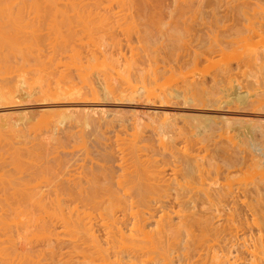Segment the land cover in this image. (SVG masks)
Wrapping results in <instances>:
<instances>
[{
	"label": "rangeland",
	"instance_id": "obj_1",
	"mask_svg": "<svg viewBox=\"0 0 264 264\" xmlns=\"http://www.w3.org/2000/svg\"><path fill=\"white\" fill-rule=\"evenodd\" d=\"M143 1L146 4L145 7L147 8V9L144 8L145 17L140 18L143 20L137 19L138 17H136V13H134L135 11L133 12V9L128 7V5L127 6L124 5V6H126L125 10L122 9L121 5H119V4H117L118 5L117 6L116 4L112 3L111 6L107 5L109 7H106V4H104L103 6L101 5V8L105 7L103 9H101V8L99 9L101 11V14L105 13L104 15L107 16L108 18L106 17V20L104 21V23H102V24L99 23L98 25H96V27L100 26L101 28L104 27L105 29L103 28V30H101V28L99 27L98 29H100L102 31V32H100V30H98L97 28H93L94 30H91L92 27L91 28L89 27V29H88L86 26V29H85L86 31L84 30L85 33L89 32V34H90V35L87 34L89 36L85 35L87 38L88 37L91 38L92 34L90 32H92V31L96 32V33L93 32L95 34L94 36H96L100 32L97 35L98 37L96 36L97 37L96 39H95V37H94V39L91 38L93 40V42L91 41L90 38H89L90 40L88 39L89 41L92 42V44H90L89 42L87 43L86 37H85L86 39H84V40H82V39L80 40V38H78V36L81 38L84 37L83 36L84 33L82 34V36H80L81 33L84 32L82 30L83 25L81 24V21H78L77 19L73 18L74 20H76V22L75 21L73 22L72 21L73 19L70 20V18H68L69 20H66L63 22L62 19H60V18H58L52 14L50 15V12L48 13L49 10L46 11L47 14L44 15V17H45V19H44L43 16H39L41 13H39V15H37L38 13L35 12L36 7L31 6V9H30V7L28 6L29 12L31 10L30 13L27 12L28 14H32V12L34 11L32 16L30 15V17H28V15L26 14L27 16L25 15V17H23L21 15V17H20L18 15L20 17V19L21 18L25 19V20H23L25 23L22 20H20V23H18L19 20L17 21L16 20L17 18H15V20L14 19L12 20L17 25V26L14 25L16 28L22 22H23L22 25L25 24V26L30 23L31 29H30V26H28V27L26 26L28 29L25 28L24 26H21V27L19 26V27L21 29H25L24 31L28 30V31H26V33L30 32L31 35L29 33L27 35L28 36L30 35L31 38L28 37L27 35H26L27 37L25 38L24 37L25 35L23 36L24 31H22L23 34L19 33V35H22L20 37H24L25 41L30 39L33 42L32 43L29 40L30 44H32L31 45L32 48L28 44L27 45L31 48V50H33V52H36V49L40 48L41 54L47 56V58L44 56L47 60L46 59L44 60L43 56H42L43 59H41L42 57L39 56L38 53L32 54L33 52L31 53L29 48H27L26 50H23L22 47L23 46L25 47V44L24 45L21 44L23 46H21V48H19L18 52L21 53V51L22 52L24 51L25 54L29 58L31 56L34 57L33 55H35V54H38L39 57L36 55V58L40 59V62L37 60V62L35 63L36 58L34 57L33 58L34 60L29 61V62H31V65H30V63L28 62V60H29L28 57H26V56L22 57V53L21 54L17 53V55L19 54V56L21 55L20 57H22L21 60L18 59V60H20V64L23 63L22 68L19 70L18 68H20L21 66L20 65L18 66L19 62L17 61V59H15L17 57H15L16 51L14 50L15 55H14V57H12V60L10 61V65L14 59V61L17 63V66H18L16 69H18L20 71V73L18 72L19 73L18 74L16 72L15 75H13L14 71H12V73H10L11 72L10 70H12L10 68H9L10 70L8 69L9 71L7 70L8 72L7 71H5L6 73L4 71L3 72L5 73V75L8 73L9 74V75L7 74L8 77L11 76L10 77L11 79H9L10 82H14V85H17V87L13 85L14 89L16 88L15 91L10 90V86L12 85L11 83H10L11 84L10 86L8 85L7 88L5 87L6 82L9 83V81H7L8 79L1 81L4 79L5 75L2 73V71L0 73V78H1L0 82H2V85H3V86L0 85V89H1L0 90V97H1L0 98V134H1V136H0V141H1L0 142V146H1L0 154L2 156V157L0 156V161H1L0 162V174H1L0 175V179H1L0 180V183H1L0 184V187H1L0 188V194L2 193V190L4 188L8 187V184H7L8 181L15 180V179H16V181H21L22 179L23 180L26 179V181H27L28 180L27 178H29V180L31 179L34 181L37 178H40V177L44 178V177L48 176L49 178L46 177V179H45V180L48 179L49 184L47 183V185H48L47 187L45 186L46 182L38 184L39 185L38 188H41V191L43 192V194H42L43 197L45 195H47L44 197V198H47V199H45L46 204L49 202L48 199L50 198V197L48 198V195H51V194L54 195L55 192L57 194L56 196H58V193H59L58 197L59 198L61 197V200H63V198H64L63 195L62 196H60V195L64 194L62 192H65V191L70 192V188L68 186H70L72 189L74 187H76L77 185H80V183L82 185L86 186V180L85 179L87 177V173L89 174V172H90L89 170L90 169L93 170V168H94L93 171L94 172L96 171V173L98 174L97 177L99 176L98 178H100V176H101L100 173L102 172L101 169L103 166H104L103 169H108L109 167H111L112 169L110 168L111 169L110 171H111L112 176H113V178H112L113 184L111 183L112 185L110 187L105 185L106 182L105 183L103 182V184L107 188L109 187V190L110 189L114 190V188H111V187H113V186L115 187L118 185L117 184L118 177L120 178L121 176H124V175H122L123 172L126 173L125 176H128L130 174L129 171L134 170V169H132L135 166L134 163L136 162L137 165H139L141 163L140 165L144 169L146 168L148 170V173L146 174L145 171H147V170L146 169L144 170L143 168H141V169H143L144 172H139V171H143V170H141V169L137 170L138 166L135 168L136 170H134V171H137L138 173H144V176L142 177V179L145 180V178H146V180H145L146 183L144 181V184L142 183V186L144 185L146 187L145 188L143 186L144 190H146L147 192L150 188L148 194L149 193H150V195L152 194V196L151 197L148 196L150 198L147 197L146 200L148 201L149 199H151V200L153 199L152 200L153 202L150 200L152 202L151 203L152 207L150 205H148V206H150L151 209L158 208V210L159 209L163 210L166 212V215L168 213L170 215L171 220H172L171 223L174 224V226L172 227V229H170L169 232L166 230L167 233L166 234L164 233L165 234L164 239L161 238L163 244L161 243V245L159 246L160 248L156 247L157 252L153 253V251L152 252L150 251L151 253L149 254L148 250L150 249V247L145 246V247H147V248H145V250L147 249V251H145V250L144 251L148 252V253H146L145 255L143 254L145 258L143 257V255L141 256V257H143V260L147 258L144 261L150 260V257L152 258V256H153V258H152L153 260H154V258L162 259L164 256H167L164 258H167V259L171 258L170 264H190V263L191 264H204V262H208L206 264H209V260L212 257L215 258L219 254H221V250H222L221 245H224L223 242L224 243L226 242L225 245H227V247H229V248L232 246V245L228 246L227 241H224L225 239H228L229 242L231 244H233V246H232L233 248L232 247L230 248V249H233V250H231V251H233V253L228 250L229 253H231L232 255H235V252L238 250V249L235 250V245L237 247L240 244L241 246L239 245L238 247H241V248H239L241 250L237 251L236 257L241 258L240 256L243 254L242 258H241L242 260L239 259L238 261H237L235 256H232L233 259L231 257L229 258V256H231V255L228 254L229 255V256H227L228 260H230L231 263H233V264H238V262L247 264L250 261L248 259L251 258V256H253V255L248 254L246 252V250L248 249L247 245L248 246H250V244L252 245L255 241H258L259 238L261 239V236L264 235L263 234L264 233V224H261L263 222H260V221L264 220V219L261 220L262 217L264 218V215H263L264 212L259 213V210H264L263 209L264 206H261L262 205L261 202H263V198H264V194H263L264 190L262 191V189H264V187H262V186H264V181H262V180H264V173H263L264 172V53H263L264 52V27H262L261 28L262 30L260 29L259 32H257V33L251 32L256 27L257 22L264 19V17H263L264 16V0H143ZM164 6H165V8H164ZM25 7L26 6H24V8ZM33 7L35 10H33ZM42 7H45V6H42ZM38 8H40V7H38ZM16 9L17 8H14V9H12V11L16 12V11H14ZM49 9H50V7H49ZM52 9H53V7H52ZM17 10H21V9H17ZM121 10H123V11H121ZM126 10L128 12V15L130 14L129 16L126 13ZM147 10H148V12H147ZM158 10H160V11H158ZM182 10H184V11H182ZM194 10H196L197 12L196 11L194 12ZM24 12H25V9H24ZM21 13L23 14L22 11H21ZM35 13L37 16H39V18L40 17H42V18H40V19L38 18L35 21V17H34ZM44 13H42V14H44ZM125 13H126V15H125ZM169 13H171V14H169ZM149 14H151V16L153 18ZM146 15H148V16H146ZM167 15H168V17H167ZM171 16H173V17H171ZM31 17H32V19H31ZM157 17H160V18H157ZM145 18H147V19L151 18V19L147 20ZM172 18H173V20H172ZM176 18H178L180 22L176 21L177 20ZM26 19H27V21H26ZM28 19H30V20H28ZM41 19H43V20L41 21ZM131 19H132V21H130ZM33 21H34V23H33ZM69 21L74 23V24L70 23V25H72V27H73V30H74L73 32H76V30H78L79 27L82 28V29H80V30H82V32L80 30H78L76 32L78 34L75 35V36H77L76 39L77 40L79 39V41H77L78 45H77V42H75L76 40H74V37L71 38V36H69L70 34H72V29H70L68 27L70 29L68 31L70 33L69 34L67 32L66 25H64L65 22L68 23ZM171 21H173V22H171ZM26 22H28V23H26ZM35 22H37V23H35ZM52 22H53V25H52ZM87 22L89 24L91 23L90 21H87ZM11 24H14V23H11ZM11 24L9 26V23H8V26L11 27L12 26ZM94 24H96V23H94ZM5 25L7 26V24H5ZM5 25H3V26H5ZM78 25H82V26L78 27ZM6 26H5V28H6ZM32 27H34L38 32L37 31L34 32L35 29ZM41 27H43V28H41ZM93 27H95V26H93ZM52 28L55 29V31L57 30V34H59L60 36L65 38V40H63L65 42L62 45V51L60 50V52H59V54H61V56L57 54L60 57H62L63 52H66L67 50L70 52L71 49H69V48H71L72 45H74L75 43L76 44L74 46L77 45L75 47V52H76V48L78 49V46H79L78 54L81 57L80 60H82L83 57H84V59L87 60L88 53H90V51L92 49L91 47L98 46L99 49L95 48V51L96 52L99 51V53H102L103 51L106 50L105 52L107 55L104 54L105 52H103L101 54L102 57L98 53H96L94 50H92L91 53L95 52L96 55H95V53L94 54L90 53L91 54L90 56H94V57L98 56L97 58H99V61L102 59V62L101 61L99 62L97 59V62H99L101 66H102L101 63H103L104 58H106L102 68L99 67V65H96V66H98L97 69H95V67H96L95 65H94L95 67L93 65L91 66V60L90 59H92V58H90V56H89L90 61L89 60L87 61L90 63H86V62L84 63V61H83L85 66H86V64H90V66L96 70V71L93 70L94 71L93 72L91 70L92 68H90L91 74H88L89 76L92 75L91 77L94 78V79H92L88 76L93 81V83L95 84V88L98 92L97 93L98 97L96 99L93 100L90 98L91 99V101H90V99L88 98L90 95L85 97V95L89 94L88 93L89 90L87 91L84 88V86L87 85L85 80H87L89 78L86 77L87 73H81L82 71L76 72L77 74L73 73V70L74 71L75 70H77V71L82 70L80 66L76 65V62H75V67H77V66L80 67V68L77 67L78 69H75L72 64L68 63L69 66L72 65V67H73V70L70 67L71 72L68 70V73L70 74L69 78L64 80L63 79L64 76L62 79L58 77L60 74V70H63L62 73L63 72L67 73V71H66L65 67H63V65H65V62H67L68 60L64 58L66 53L63 55L62 59L67 60V61L64 62V60H62L61 61L62 66L60 65V60H61L60 58H59L60 60H56L57 62L54 61L58 64L52 63V61H51L52 59L51 60L49 59L52 55L49 56L47 50L49 49V51H52L51 53L53 54V50H55V49L52 48L53 50H50L51 48H49V47L51 45L52 46L56 45V44H50V45L48 44V42H49L48 39L50 38V37H48V32H49L48 30L50 29L52 31L53 30ZM8 29H10V28H8ZM32 29H33V31H32ZM87 29H88V31H87ZM174 29H175V31H173ZM1 30L6 31L7 29L5 30L4 28L3 29L1 28ZM16 31H14V32H16ZM51 31H50V34H51ZM171 31H173V32H171ZM176 31H177V34H175ZM36 33H38L37 34L38 36L36 35ZM170 33L172 35H170ZM53 35L54 34L52 32L51 36H53ZM32 36L34 37L33 39L36 40L35 43H34V40L32 39ZM42 36H44V38ZM46 37H48V38H46ZM99 37H100V39H99ZM178 37H179V40L177 39ZM66 38H68L67 41H66ZM141 38L142 39L144 38L143 39L144 42H142L143 40ZM39 39H41V40H39ZM71 39H73V42L70 43V41H72ZM52 40H51V43L53 42ZM55 40H56V38H54V41ZM94 40L96 41V44H95ZM100 40H101V43L98 42ZM29 41H27V43ZM42 41H44V42H42ZM84 41H86V42H84ZM0 42H1V40H0ZM20 42H23V41L21 40ZM55 42H57V41H55ZM55 42H53V43H55ZM58 42H59V40H58ZM68 42H69L71 47L68 45V48L66 46V50L63 51L64 46L66 45V43L68 44ZM79 42H81V43L83 42V44L81 45ZM24 43H26V42H24ZM72 43H74V44H72ZM143 43H144V46L142 45ZM34 44H37L36 46H39V47L35 49ZM89 44L91 45V47ZM5 45H6V42L4 41L3 46H5ZM17 45H20V44H17ZM44 45H46V46H44ZM100 45H102L101 49H100ZM57 46L55 48H57L56 50L58 51V48L61 45H57ZM47 47H48V49H47ZM1 48L3 50L8 49V50H6V52H8V53L10 51L9 48H6V46L2 47V44L0 46V49ZM4 48H6V49H4ZM41 48H42V51H41ZM72 48H73L72 50H74V47H72ZM2 49H1V51H2ZM60 49H61V47H60ZM27 50L29 53L26 52ZM56 50H55V52H56ZM80 51L82 53H80ZM46 52H47V55H46ZM85 53L87 56H85ZM28 54L29 55L31 54V55L29 56ZM6 55H7V58L10 56L8 54H5V56ZM57 55L55 56V58L58 57ZM71 55H72V53H71ZM2 56L5 57L4 54ZM79 56H75V57H77L75 59L79 60V58H80ZM55 58L53 57V59H55ZM66 58H68V56ZM95 58H94V61H96ZM108 58L110 59L108 61L111 62V65L107 61ZM7 60H10V59H7ZM72 60H74V59H72ZM45 61L49 65H53V64L55 66L57 65V67H55L56 69L54 68V65H53V67L51 66L49 68L50 71H53V69L57 70L58 76L56 78H55L56 75L54 74V72L52 73L54 75L53 77L51 75V72L48 76H45L46 73L44 74L43 70H45L46 67H44V69L42 68V66L45 65ZM24 62H26V63L28 62L27 67H26V65H24ZM33 62H34V66H35L34 68L35 69L32 66ZM43 62H44V64H43ZM63 62H64V64H63ZM77 63H79V65L83 66L80 63V61ZM93 63L94 62H92V64ZM107 63H109V64H107ZM41 64H43V65L41 66ZM13 65H16V64L13 63ZM107 65L108 66L110 65V67H108ZM39 66H41V68H40V69H42L41 71L37 70V67H39ZM85 66H83V67H85ZM4 67L6 70V66H4ZM29 67H30V69H28L29 71L28 70L25 71V69L29 68ZM59 67L60 68L62 67V69H60ZM87 67H89V66L87 65ZM11 68H13V66ZM33 69L35 71H33ZM84 70H86V69H84ZM84 70H83V72H84ZM87 70H89V69L87 68ZM15 71H17V70H15ZM38 71L40 72V74ZM46 71H48V68L45 70V72ZM222 71H224V72H222ZM25 72H28V73L33 72V74H31V73L27 74ZM35 72L38 74V76L36 75ZM87 72L89 73V71H87ZM92 72H93V74H92ZM79 73H81L80 76H79ZM34 74L36 76H32ZM77 75L79 78L81 76H82L81 77L82 79L85 78V80L83 79L84 82L82 81L81 78H80L81 80L78 81L79 83L82 81L81 83L83 85L82 84L78 85V82L76 81V80H79V79H77L78 78ZM12 76H14V78H12ZM61 76H62V74H61ZM127 76H128V79H127ZM8 77H6V78H8ZM67 77H68V75H67ZM54 79H55V82H54ZM106 79H107V81H106ZM15 80H16V82H15ZM17 80H18V82H21V84L20 83L17 84L18 83ZM23 80H24V82H23ZM45 80H48V81H45ZM61 80L64 82H62ZM67 80H69V81H67ZM66 81H67V83L68 82L70 83V81L73 82V85H71L72 83H70L69 87H68ZM108 81H109V83H108ZM34 82H36V83H34ZM57 82H58V84H56ZM54 83L57 85V87H56V85L55 86L53 85ZM63 83H65V85ZM74 83H75V85L77 84L80 88H78V86L76 85V87H77V89H76L74 87L75 86ZM46 84H47V86H46ZM44 85L46 87H44ZM108 85H109V87H108ZM50 86L52 89L49 88ZM81 86H83V88H84L83 90L85 91V93H83ZM23 87H26V88H23ZM63 87H65V88H63ZM143 87L146 88V89L144 88V91H143ZM17 88H18V90H17ZM20 89L22 90L21 93H19ZM49 89H50V92L52 91L55 93H50ZM58 89H59V91H58ZM79 89L82 92V94L80 95L82 97V99L80 96H77L78 93H81ZM86 89H89V88H86ZM110 89H111V91H110ZM134 89H136V90H134ZM70 90H72V91L70 92ZM57 91L60 93H58ZM146 91H147V94H146ZM5 92H7V93H5ZM15 92H18V93H16L15 97H14L13 94ZM29 92H31V93H29ZM45 93H46V95H45ZM10 94H12L13 96ZM29 94L32 96H29ZM42 94H44L45 96L44 95L42 96ZM59 94H61V95H59ZM70 94H72V95H70ZM82 95H84V96H82ZM16 96H18V97H16ZM12 97L17 98V99H12ZM254 99H256V100L254 101ZM71 108H73V109H71ZM69 110L71 113L69 112ZM89 110L90 111L93 110V112L90 113ZM98 110H100V112L102 111L101 112L102 118L97 117L100 115V114L99 115L97 114V116H94L93 122H91L89 125L84 124L83 120L89 119L93 115L92 113H95L96 111L98 112ZM68 113L72 114V119L71 120H68V119L64 120L63 117H66V115L68 116L69 115ZM88 115H90L89 118H88ZM99 118H101V120ZM60 120L62 121V125H60L61 127L58 126L59 128L57 127L58 130L56 128H51L52 130L56 129V130H54V133H53V131H48V132H52L50 134L45 133L44 130H50L49 129L50 127H48L50 125L49 123L52 124L51 125L52 127H56L55 125H58L59 123H61ZM63 120H64V122H63ZM58 121H59V123H58ZM106 121L108 122L109 125L107 124ZM96 123H97V125H96ZM9 124H10V126H9ZM13 124H15V125L13 126ZM122 124H123V126H122ZM66 126H68V127L66 128ZM43 127H45V129ZM86 130H88V131H86ZM133 131L136 132V134L133 133ZM80 132H81L82 136L79 135ZM11 135L13 137H11ZM2 136H4V137L1 139ZM133 136H135V137H133ZM4 138H5V140H4ZM49 138H50V140H49ZM74 138H76V140ZM133 138H135L136 140H134ZM137 138H138V140H137ZM81 139L83 141L84 140L85 141L82 143ZM129 139H131V140H129ZM38 140H40V142H42V141H45V143L47 142L48 144H45L46 146H44V143L41 146V147L44 146L47 149H45L44 147L41 148L40 146H38L39 145ZM77 141H79V142H77ZM91 141H92V143H91ZM6 142L8 144H6ZM72 142L75 144V147H74L75 149L72 148V146H74V144ZM95 142H97V143H95ZM10 143H11V145H10ZM32 143H33V145H32ZM130 143H131V145L127 146V144H130ZM217 143H218V145H217ZM6 145H7V147H6ZM35 145H37V146L35 147ZM51 145H53V146H51ZM80 145L81 146L83 145L82 147L84 150H82V147ZM141 145L143 146V148L141 147ZM63 146L65 147V149H68V150L65 151ZM76 146H78V147L76 148ZM129 146H130V148H129ZM134 146H135V148H134ZM38 147H40V148H38ZM100 147H102V148H100ZM225 147L227 150L224 149ZM17 148H18V150H17ZM53 148L55 150H53ZM69 148L71 151L69 150ZM88 148L90 150H88ZM128 148L130 150H127ZM140 148L142 149V151L143 150H145V151L139 152V151H141ZM131 149H133V150H131ZM49 150H50V152H49ZM62 150H64V151H62ZM96 150H97V152H96ZM116 150H117V152H116ZM10 151L13 153H11ZM52 151L53 152L56 151L55 154ZM110 151L112 153H110ZM129 151H132V152H129ZM168 151H169V153H168ZM37 152H39V153H37ZM69 152L72 154H70ZM89 152H90V154H89ZM9 153H10V155H9ZM14 153L18 154L17 157H20V156L21 157L20 158L15 157L16 155ZM35 153L40 155L39 156L40 159H37L38 155H35ZM83 153H86V154L83 155ZM87 153L89 156L91 155L92 157L91 156L88 157ZM101 153H104V154H101ZM135 154H136V156H135ZM177 154H178V156H177ZM219 154H221V155H219ZM252 154H253V156H252ZM32 155H34L36 158ZM129 155H132V156L130 157ZM217 155H218V157L220 156L222 158H218ZM58 156L60 157V159ZM262 156H263V158H262ZM56 157H57V159H56ZM122 157H123V159H122ZM125 157L128 159H126ZM177 157H178V160H177ZM229 157H231V158L233 157V158L230 159ZM252 157L254 158L253 160H252ZM92 158L94 159V161L96 158V163L94 161H92L93 160ZM32 159H34V160L32 161ZM79 159H80V161H79ZM84 159H86V160H84ZM240 159H242L241 162H240ZM58 160H59V163H58ZM126 160H130L131 162L130 161L129 162L131 164L128 161H127L128 163L125 162ZM141 160H142V162H141ZM156 160H157V162H156ZM187 160L189 162H191L188 164H193V165H190L191 167L193 166V172H191L192 174H189V175L185 171V170H187L186 167L189 168L188 164L186 163ZM60 161L62 162L61 164H60ZM89 161H90V164H89L90 166L88 165ZM144 161H145V163H144ZM243 161L246 163H244ZM14 162H16L18 164V166H16V163H14ZM50 162H51V166H50ZM92 162H94V163H92ZM192 162H194V163L196 162L195 165ZM12 163H14L13 166L11 165ZM20 163H22V164L20 165ZM46 163L48 164V166ZM98 163H103V164H98ZM183 163L184 164L186 163V164L184 165ZM217 163H218V165H217ZM233 163L235 164V166ZM52 164H54V165H52ZM72 164H73V166H72ZM144 164L145 165L147 164L146 167ZM206 164H208V165H206ZM227 164H229V167ZM33 165H37V166H33ZM42 165L44 166L43 169L38 168V167H42ZM60 165H61V167H60ZM130 165H131V167H130ZM150 165H153V167ZM86 166H88V167H86ZM123 166H125V167H123ZM46 167H48V168L50 167V168L48 169ZM71 167H72V169H71ZM113 167H114V170H113ZM147 167H149V168H147ZM195 167L198 169H196ZM2 168H3V170H2ZM13 168H15V171L16 170L17 171L15 172ZM60 168H62V169H60ZM127 168H129V169H127ZM32 169H33V173L31 176L30 173L32 172L31 171ZM34 169H36V170H34ZM45 169H46V171H45ZM154 169H156V170H154ZM7 170H8V172L4 173V171H7ZM9 170H10V172H9ZM11 170L13 171V173L11 172ZM121 171H123V172H121ZM149 171H151L150 174H149ZM45 172H46V175H44ZM2 173H3V175H2ZM16 173H19V174H16ZM127 173H128V175H127ZM257 173H260V174H257ZM6 175H7V177H9V176H11V177L7 178ZM39 175H40V177H39ZM81 175L83 176V178ZM3 176H5V177H3ZM20 177H22V178H20ZM190 177H192V178H190ZM223 177H224V179H223ZM43 178H41V179H43ZM148 178L150 181L148 180ZM7 179H8V181H7ZM123 179H124V177H123ZM123 179L121 181H123ZM125 179H124L123 183H125ZM193 179H194V181H193ZM38 180H40V179H38ZM73 180H74V182H73ZM83 180H85V184H84ZM138 180H140V179H138ZM143 180H140V181L142 182ZM191 180H192V183H191ZM62 181H63V183H62ZM77 181H78V183H77ZM82 181H83V183H82ZM119 181L120 180H118V183H119ZM135 181H137V180H135ZM135 181H134V183H135ZM75 183H77V184H75ZM101 183H102V181H101ZM108 183H110V181H108ZM123 183H121L120 185H122ZM126 183H129V180L126 181ZM134 183H133V185H134ZM42 184H43V186H42ZM103 184H102V186H103ZM253 184H254V186H253ZM130 185H131V181H130ZM156 185L157 186L160 185V186L157 187ZM256 185L259 188H256L257 187ZM72 186H74V187H72ZM127 186H129V185H127ZM64 187L68 188L69 191L67 189L62 191V189H64ZM129 187H128V189H125L126 188L125 187L122 190L120 187L118 195L123 193L121 195L123 196V199H124V196H126L127 193H130L131 195L129 194V196H128V194H127L125 200L129 201V202H127V205L131 206L130 210H133L136 207L132 208L131 203L134 202L133 204L136 205V203L138 201H140V200L135 201L137 196H139L138 192L141 194L144 190L142 192H140V190L142 188L138 191L136 190V192H137V194H136V192L133 193V191H131ZM132 187L133 186L131 185V189H132ZM135 187H137V186H135ZM152 187H154L156 189L158 188V189L155 191V189ZM261 187H262V189H260ZM81 188H83V187L81 186ZM115 189H118V186ZM162 189L164 190V195L162 193L163 191L160 192V190H162ZM245 189L249 190V192L248 193L244 192V191H246ZM123 190H126V191H123ZM73 191H75V188L73 189ZM117 191H116V193H117ZM154 191L156 192V194ZM226 191L228 193H225V194H229V193L230 194L226 195V197L228 196V198L225 199V196H224L223 199H224V201H226V204H228V206L226 205V207L228 209L230 208L232 210L231 214H233V217H232L233 222H234V218L235 219L239 218L237 216L240 213L239 211H241V213L247 214V215L245 214V218H248V220H246V223L250 224L251 229L247 228L249 226L242 227L244 224L242 222H245V220H243L244 215L241 213L239 214V216H240L239 219H241L242 217L243 218L241 220H239L240 224L238 223L239 224L238 226H240L242 224L241 225L242 230H241V228L236 230L235 229L237 227V226H235L236 222L232 223V222H229L228 219H226L228 217L227 216L228 211H226V210H228V209L225 208V202L223 201V199L220 196L221 193L226 192ZM256 191H257V193H256ZM109 192L112 193L113 191H109ZM157 192H160V195L161 194L163 195L162 199L159 200V198H158L159 194H157ZM218 192L220 193L219 196L221 198L219 200H218L219 196L217 197V194H216ZM116 193L114 192L113 195H115ZM249 193L251 195H249ZM261 193L263 194V196ZM143 194H145V192ZM53 195H52V197L55 198L54 197L55 195L54 196ZM154 195H157V197L155 196L156 197L155 198ZM166 195H167V197H166ZM255 195H260V196L256 197ZM134 196H135V198H134ZM140 196H139V198H140ZM143 196H145V195H143ZM143 196H142V198H143ZM118 197L121 198L120 196H118ZM259 197H261V198L263 197L261 199L262 200L261 202L258 201V199H257ZM103 198H105V197L103 196ZM144 198H146V197H144ZM51 200H50V202H51ZM61 200H60V202H61ZM154 200H156L157 203ZM162 200L164 202L163 204L161 203ZM130 201H132V202H130ZM50 202H49V204H50ZM228 202H230V203H228ZM145 203H143V204H145ZM148 203H150V202H148ZM257 203L260 206V207H258V210L255 209V208H257L256 206H258ZM139 204H140V202H139ZM141 204H142V202H141ZM153 204H154V206H153ZM223 204H224V206H223ZM162 205H164V206L162 207ZM248 205H249V207H248ZM254 205H255V207H254ZM148 206L145 207V209H147V213H148V210L150 209V208H148ZM250 206H251V208H254V210H256L258 213L252 211L253 209H251ZM139 207H140V205H139ZM139 207L137 206V208H139ZM223 207H224L226 212L223 211L220 213L221 209L219 211H218V209L222 208V210H224ZM141 208H142V206H141ZM141 208H139V209L141 210ZM216 208H217V210H215ZM248 208H249V211H248ZM134 210H137V209H134ZM134 210L131 212H135ZM233 210L238 211L236 216H235V214H236L235 212L232 213ZM151 211H150V214H152ZM159 211H157V209H156V212L152 211L154 214V215L152 214L153 215L152 219L155 216L154 218L156 219V221H155V219H154V221L151 219L153 222L151 220L147 221L148 223L151 222V223H149V225H151L150 228H152V230L156 229L155 227L159 223H157L156 225H155V223L160 221V217L165 215V212L161 211V213H160ZM209 211H211L210 213L212 215L216 214V213H218L216 215H220V216H217V218L214 216V218L216 219V222L213 220L210 221L213 216L211 214H209ZM145 212H146V210H145ZM157 212H159V213L157 214ZM162 212L164 214H162ZM188 212L191 216H193V214H194L193 219H190L191 217H187V216H186L187 218L185 217L186 213H188ZM207 212L209 215L207 214ZM253 213H257V214L253 216ZM231 214H228V215L231 216ZM117 215L120 216V213L119 214L117 213ZM159 215H162V216H160L157 219V217ZM169 215H167V216L169 217ZM202 215H203V217H202ZM210 216H212V217L210 218ZM249 216L251 218L254 217L255 223H257L256 220L258 219V221L260 222L259 225L261 226V228L258 225V223L254 224V222L252 221L253 219L251 220V223H250L251 218ZM168 217H166V218H168ZM200 217L203 218V219H201L202 221L200 220L201 224H200V222L198 223L199 220L196 219V218L200 219ZM121 218L122 217L120 216V219ZM205 218L206 219L208 218V221H207L208 223H209V221L212 222L213 225L210 224V226H213L212 228H214V229L209 227L208 226L209 224H206L208 228L205 227V225L203 224L204 223L203 221L205 220ZM223 218H224V220H223ZM229 219L231 220V218H229ZM236 221H238V220H236ZM231 223L233 224V227H232ZM152 224H153L154 228L152 227ZM251 224H253L255 226H252ZM149 225L147 226L146 231L151 230L149 228ZM186 225H188V226H186ZM158 226H160V225H158ZM230 227L234 228L233 230H236V232L234 231L236 233L235 236H234V232L231 234L232 229H230ZM158 228H160V227H158ZM180 228L183 230H181ZM189 228H191V229H189ZM205 228H207V229H205ZM228 228L230 229V231L228 230ZM246 228L248 229L247 231L243 230ZM156 230H158V229H156ZM204 230L207 232H205ZM228 231L230 232V235L228 234ZM168 233H171V234L168 235ZM225 233L227 235H225ZM237 233H239V234H237ZM126 234H128V232ZM164 234H162V237ZM154 236H155V234H154ZM209 236H210V238H209ZM229 236H231V237H229ZM233 236L236 239L235 241L233 240ZM230 238H232L233 241H230L231 240ZM238 238L241 240H238ZM262 238H264V237H262ZM156 239H155V241H156ZM170 239H171V241H170ZM19 240L20 239H18V241ZM189 240H190V242H189ZM158 241L159 240H157V242ZM167 241H168V243H167ZM218 241H220V242H218ZM244 241L246 243H244L242 245L241 242H244ZM157 242H156V244H159ZM185 242L187 243V246H189L188 250L186 249L187 251L184 250L185 248H183V245H185L184 244ZM18 243L19 244L21 243L24 246L23 241H19ZM18 243H17V249L20 250V252H23L22 250H24V249H22V248H24V247L20 244V246H22V247H19V248H21V249H19ZM171 243L176 244V245L173 246V244H171ZM219 243H222V244H219ZM237 243H238V245H237ZM165 244H166V246H165ZM245 244H247V245L245 246ZM155 245H154V249H155ZM171 245H172V247H171ZM217 245H219V246H217ZM175 246L177 247V249H175L176 248ZM217 247H219L221 249V250L220 249L218 250L220 252L219 254L217 253L218 251L216 252ZM242 248H244V249H242ZM154 249H152V250H154ZM158 249H160V250H158ZM165 249L167 251H162ZM177 250H178V252H177ZM244 250L246 253H244ZM159 251H160V253H163V255L160 253L158 254ZM184 252L186 255L188 253V257L186 255H185L186 257L184 256ZM238 253H240V255ZM156 254H158V255H156ZM244 255H245V257H244ZM182 256H184L185 258ZM256 256L261 258L260 255H256ZM218 257H220V255ZM204 258L208 261H206ZM253 258H255V257H253ZM183 259H185V261ZM231 259L233 260V262ZM247 260H248V262L246 263L245 261H247ZM144 261H142L143 264H144ZM178 261H179V263H178ZM192 261H194V262H192ZM259 261H261V260L257 259L256 262H259ZM254 262H255V260H252V258H251V262H249V263L252 264ZM145 263L146 264H151V263L153 264V262H150V263L145 262Z\"/></svg>",
	"mask_w": 264,
	"mask_h": 264
},
{
	"label": "bare ground",
	"instance_id": "obj_2",
	"mask_svg": "<svg viewBox=\"0 0 264 264\" xmlns=\"http://www.w3.org/2000/svg\"><path fill=\"white\" fill-rule=\"evenodd\" d=\"M112 3H114V4H119V5H121V7H122V9H126L125 7L128 5V7H130L131 9H133V12L134 13H136V17H138L137 19H139V20H143V19H140V18H144L145 17V10H144V8L145 9H147L146 7H145V3H144V1L143 0H0V40H1V42H0V46H1V44H2V47H5L6 46V48H9V53L8 52H6V50H8V49H6V48H4V49H6V50H3L2 48V51H1V49H0V73H1V71H2V73L5 75V71H7L9 68L10 69H12V70H10L11 72L10 73H12V71H14L13 72V75H15V73L17 72H19L20 73V69L22 68V65H23V63L22 64H20V60L22 59V57L24 56H26V57H28L26 54H25V52L23 51H21V53H22V57H20L19 56V54H21L20 52H18L19 51V48H21V46H23L24 44H25V47L23 46L22 48H23V50H26L27 48H29L30 49V51H31V53L33 52V50H31V48H32V44H30V41L29 40H27V41H29L28 43H27V41H25V38L28 36L27 34L29 33L30 34V32H28V33H26V31H28V30H26V31H24L25 29H21L20 27L21 26H24L25 28H27L28 26H30V29H31V25H30V23L29 24H27L26 26H25V24L24 25H22L23 24V20H25L24 18H21L20 19V17H21V15L23 16V17H25V15L27 14L28 15V17H30V15L32 16L33 15V12H32V14H28V13H30L31 12V10H30V12H29V7H30V9H31V6H34V7H36L35 9H36V13H38L37 15H39V13H41L39 16H43L44 17V15L45 14H47L46 13V11H48V13L50 12V15L52 14V15H54V16H56V17H58V18H60V19H62V21L64 22V21H66V20H69L68 18H70V20H72L73 18L74 19H77L78 21H81V24L83 25H78V27L79 26H82V28H80L79 27V29L78 30H80V29H82L83 31L86 29V26H87V28L89 29V27L91 28V30H94L93 28H99L98 26L96 27V25H98L99 23H104V21L106 20V17L107 16H105L104 14L105 13H103V14H101V11L99 10L100 8H101V5L103 6L104 4H106V7H109V6H111L112 5ZM113 4V5H114ZM107 5H109V6H107ZM124 5H126V6H124ZM24 6H26L25 8H24ZM29 6V7H28ZM42 6H45V7H42ZM50 7V9H49V7ZM118 6V5H117ZM124 6V7H123ZM21 7V8H20ZM28 7V8H27ZM34 7H33V10H35L34 9ZM38 7H40V8H38ZM52 7H53V9H52ZM127 7V8H128ZM150 7V6H149ZM14 8H17V9H21V10H14V11H16V12H13L12 11V9H14ZM25 9V12H24V9ZM27 8V9H26ZM47 8V9H46ZM55 8V9H54ZM59 8V9H58ZM103 8H105V7H102L101 9H103ZM164 8H165V6H164ZM180 8V7H179ZM185 8V7H184ZM187 8V7H186ZM40 11H39V10ZM45 9V10H44ZM58 9V10H57ZM28 10V11H27ZM43 10V11H42ZM55 10V11H54ZM21 11L23 12V14L21 13ZM53 11V12H52ZM106 11V10H105ZM121 11H123V10H121ZM158 11H160V10H158ZM179 11V10H178ZM182 11H184V10H182ZM196 10H194V12H195ZM28 12V13H27ZM45 12V13H44ZM103 12V11H102ZM147 12H148V10H147ZM146 12V13H147ZM197 12V11H196ZM36 13L34 14L35 16V21H36V19H38L39 18V16H37L36 15ZM42 13H44V14H42ZM126 13H127V15H128V12H127V10H126ZM126 13H125V15H126ZM162 13V12H161ZM153 14V13H152ZM169 14H171V13H169ZM168 14V15H169ZM197 14V13H196ZM20 17H19V16ZM26 15V16H27ZM130 15V14H129ZM128 15V16H129ZM150 16H151V14H149ZM168 15H167V17H168ZM37 16V17H36ZM146 16H148V15H146ZM149 16V17H150ZM174 16V15H173ZM173 16H171V17H173ZM50 17V16H49ZM152 17V16H151ZM155 17V16H154ZM178 17V16H177ZM264 17V16H263ZM15 18H17L16 20L18 21L19 20V22L18 23H20V20H22L23 22L16 28L15 26H17L16 24H15V22H13L12 20L14 19L15 20ZM19 18V19H18ZM40 18H42V17H40ZM39 18V19H40ZM108 18V17H107ZM131 18V17H130ZM153 18V17H152ZM157 18H160V17H157ZM9 21H7V20ZM31 19H32V17H31ZM44 19H45V17H44ZM72 20L73 22L75 21L76 22V20ZM145 19H147V18H145ZM151 19V18H150ZM150 19H147V20H150ZM177 20L176 21H179V19L178 18H176ZM6 22H5V21ZM28 20H30V19H28ZM43 19H41V21H42ZM146 20V21H147ZM172 20H173V18H172ZM26 21H27V19H26ZM40 21V22H41ZM61 21V22H62ZM83 21V22H82ZM87 21H90L91 23L89 24ZM130 21H132V19L130 20ZM3 22V23H2ZM5 22V23H4ZM62 22V23H63ZM85 22V23H84ZM88 24H87V23ZM141 22V21H140ZM171 22H173V21H171ZM180 22V21H179ZM8 23H9V26H10V24L11 23H14V24H11L12 26V28L11 27H9L8 26ZM25 23V22H24ZM26 23H28V22H26ZM33 23H34V21H33ZM35 23H37V22H35ZM42 23V22H41ZM70 23H72V22H68V23H66L65 22V24L64 25H66V29H67V32L70 30V29H72V34H70L69 32V36H71V38H73L74 37V40H76L75 42H77V41H79V39L77 40L76 39V37L77 36H75V35H77L78 33H76L78 30H76V32H73L74 30H73V27H72V25H70ZM80 23V22H79ZM84 23V24H83ZM94 23H96V24H94ZM5 24H7V26L5 25ZM72 24H74V23H72ZM86 24V25H85ZM94 24V25H93ZM140 24V23H139ZM256 24V23H255ZM3 25H5L6 26V28H5V26H3ZM15 25V26H14ZM40 25V24H39ZM52 25H53V22H52ZM51 25V26H52ZM76 25V24H75ZM85 25V26H84ZM89 25V26H88ZM95 26V27H93V26ZM183 25V24H182ZM50 26V27H51ZM103 26V25H102ZM105 26V25H104ZM180 26V25H179ZM255 26V25H254ZM10 28V29H8V28ZM70 29H69V28ZM85 27V28H84ZM174 27V26H173ZM262 27H264V19H262L261 21H258L257 22V24H256V27L254 28V30H250L251 32H254V33H257V32H259V30L262 28ZM1 28L3 29H7L6 31H4V30H1ZM32 28H34V27H32ZM41 28H43V27H41ZM48 28V27H47ZM101 28V27H100ZM103 28L104 27H102L101 28V30H103ZM166 28V27H165ZM28 29V28H27ZM35 29V28H34ZM51 29V28H50ZM48 30L49 32H48V37H50L48 40H49V42H48V44L50 45V44H56V45H54V46H50L49 48H51L50 50H53V49H57V48H55L57 45H61L60 47H61V49H60V47L58 48V51L56 50V52H55V50H53V54L51 53L52 51H49V49H48V47H47V52H48V54H49V56H51L49 59L52 61V63H56L57 61L56 60H60V65L62 66V64H61V61L62 60H64V59H62V57H63V55L65 54V59H67V60H64V62L65 61H67V62H65V65H63V67H65V69H66V71H67V73H68V70L70 71L71 70V68H72V70H73V67L75 68V69H78V68H80L81 67V69L82 70H73V73H75V74H77L76 72H81V73H87V75H86V77L87 78H92L91 76H89L88 74H91L90 73V71L92 70H94V71H96L95 69H97V67L98 66H96V65H99V67H101L102 68V66H103V64H104V62H105V59L106 58H104V61H103V63H101L102 64V66L100 65V61L102 62V59L99 61V58H97L96 56V58L94 57V56H90L91 54H94L96 51H95V48H97V49H99V47L98 46H96V47H91V45L90 44H92V42H93V40L92 39H94V37H95V39L98 37L97 35L100 33V32H102L100 29H98V30H100V32L96 35V36H94L95 34L93 33V32H95V31H92V32H90L91 34H92V36H91V38L90 37H86V36H89L90 34H89V32H87V33H85V31L84 32H82V30H80L81 32V35L80 36H82V34H83V38H81V37H79L78 36V38H80V40L82 39V40H84V39H86L87 38V43L89 42L90 44V47L92 48H90L91 49V51H90V53L92 52V50H94L95 52L94 53H88V58H87V60L86 59H84V57H83V59L82 60H80L81 59V57L79 56V54H78V51H79V46H78V49L76 48V52H75V47L78 45V42H77V45L76 46H74L75 44L74 43H72V44H74V45H72V47H74V50H72L73 48L70 46V44H69V42H68V44L66 43V45L64 46V48H63V51H65L66 50V46H67V48H68V45L71 47V48H69V49H71L70 50V52L67 50L66 52H63V55H62V57H60L61 56V54H59V52H60V50L62 51V45H63V43L65 42V41H63V40H65V38H63L62 36H60L59 34H57V30L55 31V29H53L52 31L51 30ZM88 29H87V31H88ZM105 29V28H104ZM9 30V31H8ZM17 30V31H16ZM45 30V29H44ZM188 30V29H187ZM262 30V29H261ZM14 31H16V32H14ZM22 31H24V34H23V32ZM31 31V30H30ZM32 31H33V29H32ZM31 31V32H32ZM35 31H37L36 29L34 30V32ZM50 31H51V34H50ZM147 31V30H146ZM173 31H175V29L173 30ZM173 31H171V32H173ZM38 32V31H37ZM44 32V31H43ZM52 32H53V34L55 35H53V36H51L52 35ZM19 33L20 34H23V36L25 37H20V36H22V35H19ZM46 33V32H45ZM96 33V32H95ZM153 33V32H152ZM38 33H36V35H37ZM50 34V35H49ZM87 34H89V35H87ZM145 34V33H144ZM174 34V33H173ZM175 34H177V31L175 32ZM27 35V36H26ZM31 35V34H30ZM30 35L28 36V37H30ZM57 35V36H56ZM86 35V36H85ZM170 35H172L171 33H170ZM38 36V35H37ZM40 36V35H39ZM61 38H60V37ZM67 36V35H66ZM68 36V37H69ZM175 36V35H174ZM20 37V38H19ZM43 38H44V36H42ZM48 37H46V38H48ZM53 37V38H52ZM86 37V38H85ZM101 37V36H100ZM100 37H99V39H100ZM150 37V36H149ZM148 37V38H149ZM217 37V36H216ZM31 38V37H30ZM34 37L32 36V39H33ZM41 38V37H40ZM54 38H56V40L55 41H57V42H55L54 41ZM63 38V39H62ZM91 39V41H89L90 39ZM147 38V39H148ZM24 39V40H23ZM53 39V40H52ZM67 39L68 38H66V41H67ZM89 39V40H88ZM142 39V38H141ZM144 39V38H143ZM142 39V40H143ZM146 39V40H147ZM178 40H179V37L177 38ZM22 40L23 42H20V41ZM34 40V43H35V39H33ZM38 40V39H37ZM39 40H41V39H39ZM47 40V39H46ZM51 40L53 41V42H55V43H51ZM58 40H59V42H58ZM61 40V41H60ZM72 41H70V43L71 42H73V39H71ZM105 40V39H104ZM103 40V41H104ZM171 40V39H170ZM4 41L6 42V45L5 46H3L4 45ZM86 41H84V42H86ZM95 41V40H94ZM149 41V40H148ZM24 42H26V43H24ZM32 42V41H31ZM42 42H44V41H42ZM98 42H100L101 43V40L100 41H98ZM97 42V43H98ZM142 42H144V40L142 41ZM146 42V41H145ZM173 42V41H172ZM33 43V42H32ZM81 45L83 44V42L81 43V42H79ZM185 43V42H184ZM17 44H20V45H17ZM21 44H23V45H21ZM31 46V48L28 46ZM38 44V43H37ZM37 44H34V46H35V49L36 48H38L39 46H36ZM40 44V43H39ZM95 44H96V41H95ZM99 44V43H98ZM97 44V45H98ZM141 44V43H140ZM152 44V43H151ZM8 45V46H7ZM41 45V44H40ZM48 45V46H49ZM94 45V44H93ZM92 45V46H93ZM105 45V44H104ZM143 46H144V43L142 44ZM149 45V44H148ZM169 45V44H168ZM174 45V44H173ZM186 45V44H185ZM44 46H46V45H44ZM95 46V45H94ZM101 46L102 45H100V49H101ZM58 47V46H57ZM154 47V46H153ZM25 48V49H24ZM43 48V47H42ZM42 48H41V51H42ZM53 48V49H52ZM94 48V49H93ZM13 51H12V50ZM28 49V50H29ZM34 49V48H33ZM148 49V48H147ZM172 49V48H171ZM175 49V48H174ZM14 50L16 51L15 53H16V55H15V53H14ZM28 50L26 51L27 53H29L28 52ZM105 50V49H104ZM173 50V49H172ZM83 51V50H82ZM106 51V50H105ZM105 51H103V52H105ZM166 51V50H165ZM5 52V53H4ZM14 54H13V53ZM40 52V48H38V49H36V52H33L32 54H34V53H38L39 54V56H45V55H42L41 54V52ZM45 52V51H44ZM47 52H46V55H47ZM50 52V53H49ZM69 52V53H68ZM102 52V53H103ZM145 52V51H144ZM17 53H19L18 55H17ZM69 55H68V54ZM71 53H72V55H71ZM80 53H82L81 51H80ZM96 53H98L101 57H102V53H99V51L98 52H96ZM96 53H95V55H96ZM264 53V52H263ZM4 54V56H5V54H8V55H10L8 58H7V55L5 56V57H3L2 55ZM25 54V55H24ZM38 54H35V55H33L35 58H36V55L38 56ZM45 54V53H44ZM60 55V56H58V55ZM104 54H106V52L104 53ZM103 54V55H104ZM170 54V53H169ZM14 55H15V57H17V58H15V59H17V61L19 62V64H18V66L20 65L21 67L20 68H18V69H16L18 66H17V63L14 61V59H13V62L11 63V65H10V61L12 60V57H14ZM29 55V54H28ZM31 55V54H30ZM29 55V56H30ZM58 56V57H56L55 58V56ZM107 55V54H106ZM38 56V57H39ZM48 56V57H49ZM68 56V58H66ZM75 56H79L78 58H79V60L78 59H75V58H77V57H75ZM85 56H87L86 55V53H85ZM89 56H90V58H92V59H90L89 58ZM105 56V55H104ZM168 56V55H167ZM2 57V58H1ZM20 57V58H19ZM34 57H28L29 58V60H28V62L29 61H31V60H34L33 58ZM43 57L41 58V59H43ZM46 58H47V56H45ZM44 57V60L46 59ZM53 57L55 58V59H53ZM72 57V58H71ZM95 58V60L96 61H94V58ZM107 57V56H106ZM135 57V56H134ZM258 57V56H257ZM58 58V59H57ZM60 58V59H59ZM7 61H5V60ZM7 59H10V60H7ZM18 59H20V60H18ZM72 59H74V60H71ZM91 60V66L93 65H95L94 67H95V69L94 68H92L91 66H90V64H86V66H85V62L86 63H90V62H87L88 60ZM97 59H98V61L99 62H97ZM257 59V58H256ZM4 60V61H3ZM36 61H35V63L37 62V60L40 62V59H38V58H36L35 59ZM43 60V61H44ZM47 60V59H46ZM49 60V61H50ZM77 60V61H76ZM89 60V61H90ZM108 60H110L109 58L107 59V61ZM134 60V59H133ZM3 63H2V62ZM54 61H56V62H54ZM74 61V62H73ZM80 61V63L83 65V66H85V67H83V66H81V65H79V63H77V62H79ZM82 61V62H81ZM83 61H84V63H83ZM106 61V62H107ZM27 62V63H28ZM38 62V63H39ZM42 62V61H41ZM64 62H63V64H64ZM73 62V63H72ZM75 62H76V65H78V66H80V67H75ZM92 62H94L93 64H92ZM109 63H110V65H111V62L110 61H108ZM2 63V64H1ZM9 63V64H8ZM13 63L14 64H16V65H13ZM27 63L26 62H24V65H26V67H27ZM30 63V65H31V62H29ZM37 63V64H38ZM47 62L45 61V65L44 66H42L43 64H44V62H43V64H41V66H42V68L44 69V67H46L45 68V70L48 68V71H46L45 72V70H43L44 71V74L46 73V75L45 76H48L49 74H50V72H51V75H52V77L54 76L52 73L54 72V74L56 75L55 76V78L58 76V72H57V70H54L53 69V71H50V67L52 66L53 67V65H49L48 63V65L46 64ZM68 63H70V64H72L73 65V67H72V65H68ZM99 63V64H98ZM109 63H107V64H109ZM8 64V65H7ZM56 64H58V63H56ZM59 65V66H60ZM87 65L89 66V67H87ZM110 65L108 66V67H110ZM4 66H6V70H5V67ZM13 66V68H11V67ZM32 66H33V68L35 67L34 66V62L32 63ZM41 66H39V67H37V70H42V69H40L41 68ZM48 66V67H47ZM68 66V67H67ZM113 66V65H112ZM111 66V67H112ZM4 67V68H3ZM55 67H57V65L55 66L54 65V68ZM71 67V68H70ZM83 67V68H82ZM105 67V66H104ZM115 67V66H114ZM39 68V69H38ZM60 68V67H59ZM70 68V69H69ZM87 68L89 69V70H87ZM90 68H92L91 70H90ZM24 69V68H23ZM28 69H30V67L29 68H26L25 69V71L26 70H28ZM35 69V68H34ZM33 69V71H35ZM56 69V68H55ZM60 69H62V67L60 68ZM84 69H86L87 71H89V73L86 71V70H84ZM107 69V68H106ZM132 69V68H131ZM263 69V68H262ZM8 70V71H9ZM15 70H17V71H15ZM83 70H84V72H83ZM113 70V69H112ZM228 70V69H227ZM5 73H4V72ZM7 71V72H8ZM29 71V70H28ZM56 71V72H55ZM62 71L63 70H60V74H59V78H63V76H64V80H66L67 78H69V76H70V74L68 73H65V72H63L62 73ZM93 71V72H94ZM135 71V70H134ZM39 72V71H38ZM71 72V71H70ZM93 72H92V74H93ZM104 72V71H103ZM128 72V71H127ZM143 72V71H142ZM222 72H224V71H222ZM18 73V74H19ZM25 73H27V74H33V72H30V73H28V72H25ZM36 73V72H35ZM48 73V74H47ZM57 73V74H56ZM81 73H79V76L81 75ZM134 73V72H133ZM8 74V73H7ZM5 75L4 76V79L3 80H1V81H4L5 79L7 80V81H9V83H7L6 82V85H5V87L7 88V86L9 85H11L10 86V90L11 91H15V89H14V86H16L17 87V85H14V82H10V80L9 79H11L10 77H8V75ZM17 74V75H18ZM39 74H40V72H39ZM61 74H62V76H61ZM68 75V77H67V75ZM108 74V73H107ZM36 75L38 76V74L36 73ZM35 74L34 75H32V76H36ZM42 75V74H41ZM66 75V76H65ZM84 75V74H83ZM19 76V75H18ZM21 76V75H20ZM29 76V75H28ZM72 76V75H71ZM85 76V75H84ZM89 76V77H88ZM94 76V75H93ZM106 76V75H105ZM6 77H8V78H6ZM51 77V78H52ZM74 77V76H73ZM77 77H78V75H77ZM76 77V78H77ZM82 77V76H81ZM80 77V78H81ZM140 77V76H139ZM12 78H14V76H12ZM26 78V77H25ZM31 78V77H30ZM71 78V77H70ZM79 77L77 78V79H79V80H76L77 82L78 81H80L81 79H80ZM87 79V80H85V78H83L85 81H86V83H87V85H85L84 86V88H85V90H89V94L88 95H85V97L86 96H89L88 98L90 99H96L98 96H97V90H96V88H95V84L93 83V81L91 80V79ZM104 78V77H103ZM1 79V78H0ZM16 79V78H15ZM21 79V78H20ZM34 79V78H33ZM41 79V78H40ZM73 79V78H72ZM75 79V78H74ZM83 79H82V81H83ZM92 79H94V78H92ZM127 79H128V76H127ZM140 79V78H139ZM19 80V79H18ZM18 80H17V82H18ZM22 80V79H21ZM70 80V79H69ZM69 80H67V81H69ZM105 80V79H104ZM45 81H48V80H45ZM62 81V80H61ZM67 81H66V83H67ZM81 81V82H82ZM106 81H107V79H106ZM133 81V80H132ZM139 81V80H138ZM15 82H16V80H15ZM23 82H24V80H23ZM29 82V81H28ZM37 82V81H36ZM36 82H34V83H36ZM54 82H55V79H54ZM62 82H64V81H62ZM79 83L78 82V85H80V84H82V83ZM84 82V81H83ZM128 82V81H127ZM137 82V81H136ZM140 82V81H139ZM1 84L0 85H2V82H0ZM4 83V82H3ZM11 83V84H10ZM21 84V82H18L17 84ZM53 83V82H52ZM70 83H72L71 85H73V82H71L70 81ZM69 82L67 83V86L69 87V84H70ZM108 83H109V81H108ZM142 83V82H141ZM56 84H58V82L56 83ZM55 83L53 84L54 86L56 85ZM64 85H65V83H63ZM143 84V83H142ZM14 85V86H13ZM52 85V86H53ZM74 85H75V83H74ZM77 85V84H76ZM76 85L74 86L76 89H77V87H76ZM77 85V86H78ZM83 85V84H82ZM107 85V84H106ZM3 86V85H2ZM1 86V87H2ZM46 86H47V84H46ZM45 85H44V87H46ZM49 86V85H48ZM60 86V85H59ZM146 86V85H145ZM33 87V86H32ZM56 87H57V85H56ZM73 87V88H74ZM82 87V91H83V93H85V91L83 90L84 88H83V86H81ZM108 87H109V85H108ZM132 87V86H131ZM9 88V87H8ZM19 88V87H18ZM18 88H17V90H18ZM23 88H26V87H23ZM38 88V87H37ZM48 88V87H47ZM50 89H52L51 88V86L49 87ZM55 88V87H54ZM53 88V89H54ZM59 88V87H58ZM62 88V87H61ZM63 88H65V87H63ZM78 88H80L79 86H78ZM86 88H89V89H86ZM136 88V87H135ZM140 88V87H139ZM144 88L145 87H143V91H144ZM148 88V87H147ZM201 88V87H200ZM50 89H49V92H50ZM107 89V88H106ZM146 89V88H145ZM1 90V89H0ZM5 90V89H4ZM16 90V91H17ZM39 90V89H38ZM45 90V89H44ZM55 90V89H54ZM80 90V89H79ZM115 90V89H114ZM134 90H136V89H134ZM20 91V92H19ZM18 92L19 93H21V89L19 90ZM31 91V90H30ZM58 91H59V89H58ZM57 91V92H58ZM68 91V90H67ZM72 90H70V92H71ZM75 91V90H74ZM110 91H111V89H110ZM142 91V90H141ZM3 92V91H2ZM18 92H15L13 95H14V97H15V94L16 93H18ZM26 92V91H25ZM32 92V91H31ZM31 92H29V93H31ZM36 92V91H35ZM63 92V91H62ZM80 92H81V90H80ZM116 92V91H115ZM114 92V93H115ZM149 92V91H148ZM5 93H7V92H5ZM13 93V92H12ZM24 93V92H23ZM27 93V92H26ZM33 93V92H32ZM50 93H55V92H50ZM58 93H60V92H58ZM87 93V92H86ZM9 94V93H8ZM28 94V93H27ZM49 94V93H48ZM63 94V93H62ZM82 94V92L81 93H78L77 94V96H80ZM113 94V93H112ZM146 94H147V91H146ZM10 95H12V94H10ZM12 95V96H13ZM19 95V94H18ZM39 95V94H38ZM44 94H42V96H43ZM45 95H46V93H45ZM44 95V96H45ZM52 95V94H51ZM59 95H61V94H59ZM70 95H72V94H70ZM150 95V94H149ZM161 95V94H160ZM7 96V95H6ZM29 96H32V95H30L29 94ZM66 96V95H65ZM82 96H84V95H82ZM256 96V95H255ZM258 96V95H257ZM11 97V96H10ZM16 97H18V96H16ZM67 97V96H66ZM73 97V96H72ZM81 97V96H80ZM164 97V96H163ZM162 97V98H163ZM1 98V97H0ZM5 98V97H4ZM43 98V97H42ZM68 98V97H67ZM12 99H17V98H13L12 97ZM81 99H82V97H81ZM91 99H90V101H91ZM102 99V98H101ZM49 100V99H48ZM256 99H254V101H255ZM263 101V100H262ZM51 102V101H50ZM99 102V101H98ZM260 102V101H259ZM39 103V102H38ZM63 103V102H62ZM254 103V102H253ZM37 104V103H36ZM40 104V103H39ZM11 105V104H10ZM71 109H73V108H71ZM70 109V110H71ZM92 109V108H91ZM104 109V108H103ZM70 110H69V112H70ZM90 111V110H89ZM88 111V112H89ZM243 111V110H242ZM44 112V111H43ZM77 112V111H76ZM91 112H93V110L92 111H90V113ZM100 112V110H98V112L96 111L95 113H92L93 115L90 117V115H88V118L89 119H87V120H83V122H84V124H86V125H89L91 122H93V120H94V116H97V114L99 115V116H97V117H101V112ZM71 113V112H70ZM70 113H68L69 115L67 116L66 115V117H63V119L64 120H71L72 119V114H70ZM132 113V112H131ZM42 114V113H41ZM133 114V113H132ZM64 115V114H63ZM65 116V115H64ZM87 116V115H86ZM16 118V117H15ZM62 118V117H61ZM102 118V117H101ZM101 118H99L100 120H101ZM259 118V117H258ZM60 119V118H59ZM75 119V118H74ZM98 119V118H97ZM96 119V120H97ZM62 120V119H61ZM60 120V121H61ZM64 120H63V122H64ZM95 120V121H96ZM109 120V119H108ZM260 121V120H259ZM7 122V121H6ZM66 122V121H65ZM107 122V121H106ZM111 122V121H110ZM258 122V121H257ZM53 123V122H52ZM58 123H59V121H58ZM95 123V122H94ZM105 123V122H104ZM112 123V122H111ZM133 123V122H132ZM259 123V122H258ZM50 125L48 126V127H50L49 129L50 130H44L45 131V133H52V132H48V131H53V133H54V130H56L57 129V127L58 126H60V125H62V121H61V123H59L58 125H55L56 127H52L51 125V123H49ZM81 124V123H80ZM99 124V123H98ZM107 124H108V122H107ZM12 125V124H11ZM15 124H13V126H14ZM48 125V124H47ZM96 125H97V123H96ZM109 125V124H108ZM9 126H10V124H9ZM46 126V125H45ZM91 126V125H90ZM95 126V125H94ZM93 126V127H94ZM102 126V125H101ZM122 126H123V124H122ZM232 126V125H231ZM245 126V125H244ZM47 127V126H46ZM47 127V128H48ZM61 127V126H60ZM68 126H66V128H67ZM126 127V126H125ZM131 127V126H130ZM44 129H45V127H43ZM51 128H56V129H54V130H52ZM59 128V127H58ZM61 129V128H60ZM86 129V128H85ZM93 129V128H92ZM135 129V128H134ZM240 129V128H239ZM58 130V129H57ZM73 130V129H72ZM96 130V129H95ZM47 131V132H46ZM86 131H88V130H86ZM100 131V130H99ZM226 131V130H225ZM68 132V131H67ZM73 132V131H72ZM71 132V133H72ZM163 132V131H162ZM69 133V132H68ZM86 133V132H85ZM133 133H135L136 134V132H134L133 131ZM175 133V132H174ZM226 133V132H225ZM234 133V132H233ZM61 134V133H60ZM79 134V133H78ZM3 135V134H2ZM28 135V134H27ZM26 135V136H27ZM79 135H81V132H80V134ZM102 135V134H101ZM225 135V134H224ZM0 136H1V134H0ZM69 136V135H68ZM82 136V135H81ZM84 136V135H83ZM91 136V135H90ZM104 136V135H103ZM158 136V135H157ZM166 136V135H165ZM4 136H2L1 137V139L3 138ZM11 137H13L12 135H11ZM31 137V136H30ZM38 137V136H37ZM62 137V136H61ZM66 137V136H65ZM102 137V136H101ZM133 137H135V136H133ZM137 137V136H136ZM64 138V137H63ZM89 138V137H88ZM125 138V137H124ZM132 138V137H131ZM140 138V137H139ZM227 138V137H226ZM39 139V138H38ZM75 140H76V138H74ZM78 139V138H77ZM134 140H136L135 138H133ZM206 139V138H205ZM230 139V138H229ZM4 140H5V138H4ZM32 140V139H31ZM45 140V139H44ZM49 140H50V138H49ZM62 140V139H61ZM69 140V139H68ZM88 140V139H87ZM97 140V139H96ZM129 140H131V139H129ZM137 140H138V138H137ZM208 140V139H207ZM37 141V140H36ZM39 141V145L38 146H42V144L44 143V146H46L45 144H48L47 142L45 143V141H42V142H40V140H38ZM64 141V140H63ZM74 141V140H73ZM81 141H82V143L85 141H83L82 139H81ZM94 141V140H93ZM100 141V140H99ZM115 141V140H114ZM232 141V140H231ZM1 142V141H0ZM3 142V141H2ZM34 142V141H33ZM66 142V141H65ZM77 142H79V141H77ZM87 142V141H86ZM85 142V143H86ZM101 142V141H100ZM104 142V141H103ZM127 142V141H126ZM161 142V141H160ZM206 142V141H205ZM263 142V141H262ZM4 143V142H3ZM17 143V142H16ZM23 143V142H22ZM31 143V142H30ZM73 143V142H72ZM91 143H92V141H91ZM95 143H97V142H95ZM129 143V142H128ZM228 143V142H227ZM6 144H8L7 142H6ZM74 144V143H73ZM81 144V143H80ZM94 144V143H93ZM142 144V143H141ZM162 144V143H161ZM231 144V143H230ZM233 144V143H232ZM3 145V144H2ZM10 145H11V143H10ZM15 145V144H14ZM32 145H33V143H32ZM37 145H35V147L37 146ZM78 145V144H77ZM85 145V144H84ZM128 145H131V143L130 144H127V146ZM217 145H218V143H217ZM236 145V144H235ZM31 146V145H30ZM43 146V147H44ZM51 146H53V145H51ZM81 146V145H80ZM83 146V145H82ZM81 146V147H82ZM86 146V145H85ZM100 146V145H99ZM133 146V145H132ZM131 146V147H132ZM148 146V145H147ZM216 146V145H215ZM3 147V146H2ZM6 147H7V145H6ZM40 147H38V148H40ZM43 147H41V148H43ZM48 147V146H47ZM55 147V146H54ZM75 147V144H74V146H72V148L73 149H75L74 148ZM78 146H76V148H77ZM80 147V148H81ZM93 147V146H92ZM96 147V146H95ZM139 147V146H138ZM137 147V148H138ZM141 147L143 148V146L141 145ZM146 147V146H145ZM169 147V146H168ZM0 148H1V146H0ZM4 148V147H3ZM9 148V147H8ZM14 148V147H13ZM34 148V147H33ZM45 148V147H44ZM63 148L65 149V147L63 146ZM100 148H102V147H100ZM129 148H130V146H129ZM127 149V150H130V149ZM134 148H135V146H134ZM149 148V147H148ZM221 148V147H220ZM10 149V148H9ZM45 149H47V148H45ZM49 149V148H48ZM57 149V148H56ZM60 149V148H59ZM62 149V148H61ZM87 149V148H86ZM97 149V148H96ZM125 149V148H124ZM141 149V148H140ZM168 149V148H167ZM224 149H226V147L224 148ZM17 150H18V148H17ZM20 150V149H19ZM38 150V149H37ZM36 150V151H37ZM53 150H55L54 148H53ZM66 150H68V149H65V151ZM69 150H70V148H69ZM80 150V149H79ZM82 150H84L83 149V147H82ZM88 150H90L89 148H88ZM101 150V149H100ZM107 150V149H106ZM131 150H133V149H131ZM138 150V149H137ZM166 150V149H165ZM179 150V149H178ZM227 150V149H226ZM263 150V149H262ZM5 151V150H4ZM40 151V150H39ZM62 151H64V150H62ZM71 151V150H70ZM103 151V150H102ZM126 151V150H125ZM124 151V152H125ZM143 151H145V150H143ZM142 151V149H141V151H139V152H143ZM220 151V150H219ZM223 151V150H222ZM11 152V151H10ZM49 152H50V150H49ZM53 152V151H52ZM56 152V151H55ZM55 152H53L54 154H55ZM68 152V151H67ZM87 152V151H86ZM91 152V151H90ZM90 152H89V154H90ZM96 152H97V150H96ZM101 152V151H100ZM104 152V151H103ZM116 152H117V150H116ZM129 152H132V151H129ZM160 152V151H159ZM171 152V151H170ZM3 153V152H2ZM11 153H13V152H11ZM20 153V152H19ZM37 153H39V152H37ZM70 153V152H69ZM79 153V152H78ZM81 153V152H80ZM94 153V152H93ZM107 153V152H106ZM105 153V154H106ZM110 153H112L111 151H110ZM121 153V152H120ZM128 153V152H127ZM149 153V152H148ZM168 153H169V151H168ZM215 153V152H214ZM250 153V152H249ZM4 154V153H3ZM15 154V153H14ZM64 154V153H63ZM62 154V155H63ZM70 154H72V153H70ZM84 154H86V153H83V155ZM101 154H104V153H101ZM131 154V153H130ZM155 154V153H154ZM172 154V153H171ZM232 154V153H231ZM9 155H10V153H9ZM16 156L15 157H17V155L18 154H15ZM20 155V154H19ZM35 155H38V157H37V159H40L39 158V154H36L35 153ZM66 155V154H65ZM95 155V154H94ZM93 155V156H94ZM100 155V154H99ZM162 155V154H161ZM219 155H221V154H219ZM242 155V154H241ZM0 156H1V154H0ZM32 156H34V155H32ZM75 156V155H74ZM87 156L88 157H90L89 155H88V153H87ZM86 156V157H87ZM108 156V155H107ZM130 157L132 156V155H129ZM135 156H136V154H135ZM177 156H178V154H177ZM183 156V155H182ZM194 156V155H193ZM216 156V155H215ZM214 156V157H215ZM240 156V155H239ZM250 156V155H249ZM252 156H253V154H252ZM2 157V156H1ZM21 157V156H20ZM20 157H17V158H20ZM35 157V156H34ZM43 157V156H42ZM59 157V156H58ZM84 157V156H83ZM92 157V156H91ZM98 157V156H97ZM128 157V156H127ZM172 157V156H171ZM217 157H218V155H217ZM251 157V156H250ZM256 157V156H255ZM14 158V157H13ZM26 158V157H25ZM33 158V157H32ZM36 158V157H35ZM53 158V157H52ZM126 158V157H125ZM129 158V157H128ZM128 158H126V159H128ZM133 158V157H132ZM145 158V157H144ZM148 158V157H147ZM175 158V157H174ZM187 158V157H186ZM194 158V157H193ZM218 158H222V157H218ZM225 158V157H224ZM227 158V157H226ZM230 159H232L231 157H229ZM228 158V159H229ZM240 158V157H239ZM262 158H263V156H262ZM23 159V158H22ZM30 159V158H29ZM36 159V160H37ZM46 159V158H45ZM56 159H57V157H56ZM59 159H60V157H59ZM91 159V158H90ZM93 159V158H92ZM101 159V158H100ZM111 159V158H110ZM122 159H123V157H122ZM134 159V158H133ZM150 159V158H149ZM254 158L252 157V160H253ZM19 160V159H18ZM34 159H32V161H33ZM84 160H86V159H84ZM132 160V159H131ZM135 160V159H134ZM145 160V159H144ZM147 160V159H146ZM177 160H178V157H177ZM180 160V159H179ZM195 160V159H194ZM223 160V159H222ZM241 160L242 159H240V162H241ZM15 161V160H14ZM20 161V160H19ZM22 161V160H21ZM30 161V160H29ZM46 161V160H45ZM79 161H80V159H79ZM92 161H94V159L92 160ZM106 161V160H105ZM124 161V160H123ZM129 162L130 160H126L125 162ZM133 161V160H132ZM137 161V160H136ZM150 161V160H149ZM175 161V160H174ZM182 161V160H181ZM186 161V160H185ZM204 161V160H203ZM221 161V160H220ZM236 161V160H235ZM1 162V161H0ZM11 162V161H10ZM85 162V161H84ZM95 163H96V158H95V161H94ZM94 162H92V163H94ZM98 162V161H97ZM127 162V163H128ZM131 162V161H130ZM129 162V163H130ZM139 162V161H138ZM141 162H142V160H141ZM156 162H157V160H156ZM218 162V161H217ZM228 162V161H227ZM244 162V161H243ZM14 163H16V162H14ZM14 163H12L11 165L13 166V164ZM25 163V162H24ZM38 163V162H37ZM45 163V162H44ZM58 163H59V160H58ZM62 162L60 161V164H61ZM87 163V162H86ZM91 163V164H92ZM113 163V162H112ZM120 163V162H119ZM124 163V162H123ZM122 163V164H123ZM134 163V162H133ZM144 163H145V161H144ZM147 163V162H146ZM181 163V162H180ZM187 164L188 163H191V162H189L188 160H187V162H186ZM185 163V164H186ZM192 163H194V162H192ZM196 163V162H195ZM195 163H194V165H195ZM219 163V162H218ZM218 163H217V165H218ZM230 163V162H229ZM244 163H246V162H244ZM259 163V162H258ZM22 163H20V165H21ZM33 164V163H32ZM47 164V163H46ZM75 164V163H74ZM84 164V163H83ZM90 164V161H89V163H88V165ZM98 164H103V163H98ZM108 164V163H107ZM106 164V165H107ZM131 164V163H130ZM141 164V163H140ZM137 165V163L135 162L134 163V167L132 168V169H134V170H136L135 168L137 167V170H140L141 168H143L141 165ZM151 164V163H150ZM184 164V163H183ZM184 164V165H185ZM198 164V163H197ZM220 164V163H219ZM223 164V163H222ZM234 164V163H233ZM239 164V163H238ZM30 165V164H29ZM41 165V164H40ZM45 165V164H44ZM52 165H54V164H52ZM59 165V164H58ZM82 165V164H81ZM85 165V164H84ZM94 165V164H93ZM105 165V164H104ZM127 165V164H126ZM145 165V164H144ZM147 165V164H146ZM146 165H145V167H146ZM190 165H193V164H188V166H189V168L188 167H186L187 168V170H185L186 171V173L189 175V174H192L191 172H193V166L191 167ZM206 165H208V164H206ZM228 165V167H229V164H227ZM5 166V165H4ZM8 166V165H7ZM16 166H18V164L16 163ZM33 166H37V165H33ZM32 166V167H33ZM47 166H48V164H47ZM50 166H51V162H50ZM72 166H73V164H72ZM90 166V165H89ZM92 166V165H91ZM103 166V165H102ZM101 166V167H102ZM114 166V165H113ZM122 166V165H121ZM141 166V167H140ZM150 166H152L153 167V165H150ZM213 166V165H212ZM220 166V165H219ZM223 166V165H222ZM234 166H235V164H234ZM240 166V165H239ZM25 167V166H24ZM31 167V166H30ZM60 167H61V165H60ZM86 167H88V166H86ZM104 167V166H103ZM103 167H102V172L100 173L101 174V176H100V178H98L97 177V173H96V171L94 172L93 170H94V168H93V170L92 169H90L88 172H89V174L87 173V177H86V186H84V185H82L81 183H80V185H77L76 187H74V186H72V187H74L75 188V191H73V189L70 187V186H68L69 188H70V192H62V193H64V194H61L60 196H62L63 195V200H61V197L59 198L58 196H59V193H58V196H56L57 194H56V192L54 193V195L53 194H51V195H48V198L50 197H52V195L55 197V198H49L48 200H49V202H50V200H51V202H50V204H49V202L46 204V202H45V199H47V198H44L45 196H47V195H45L44 197H43V192L41 191V188H38L39 187V183H44V182H46V187L48 186L47 185V183H48V179L47 180H45L46 179V177H48V176H46V177H40V175H39V177L40 178H37V179H35L34 181L33 180H29V178H27L28 180L26 181V179H20L21 181H16V179L15 180H11V181H8V179H7V181H8V187L7 188H4L3 190H2V193L0 194V264H143L142 263V261H144V260H146V259H144L143 260V257H144V255L146 254V253H148V252H145V251H147V249L145 250V248H147V247H145V246H148V247H150V249L148 250L149 251V254L153 251V253H155V252H157V249H156V247H158V248H160L159 246L161 245V243H162V239H164V237H165V234L167 233V231L169 232L170 231V229H172V227L174 226V224L173 223H171L172 222V220H171V218H170V215L167 213V215H169V217L166 215V212L165 211H163V210H158V208H153V209H151V207H152V205H151V203L153 202L151 199H149L148 201L146 200L147 199V197L148 196H152V194L150 195V193L148 194V192H149V190H150V188H149V190H148V192L146 191V190H144V188H143V186H142V183L144 184V181L146 180V178H145V180H143L142 179V177L144 176V173H138L137 171H134V170H132V171H129L130 172V174L128 175V173H127V175L128 176H125V172H123V171H121V172H123V174L122 175H124V176H121L120 178L118 177V179H117V186H118V189H115V188H117V186H113V187H111V188H114V190L112 189H110L109 190V187L113 184L112 183V178H113V176H112V173H111V167H109L108 169H103ZM123 167H125V166H123ZM130 167H131V165H130ZM211 167V166H210ZM237 167V166H236ZM4 168V167H3ZM3 168H2V170H3ZM16 168V167H15ZM15 168H13L14 169V171H15ZM29 168V167H28ZM38 168H44V166L42 165V167H38ZM46 168H48V167H46ZM50 168V167H49ZM48 168V169H49ZM76 168V167H75ZM81 168V167H80ZM111 168V169H110ZM147 168H149V167H147ZM184 168V167H183ZM196 168V167H195ZM200 168V167H199ZM262 168V167H261ZM5 169V168H4ZM60 169H62V168H60ZM71 169H72V167H71ZM127 169H129V168H127ZM144 169V168H143ZM143 169H141V170H143ZM146 169V168H145ZM144 169V170H145ZM151 169V168H150ZM159 169V168H158ZM196 169H198V168H196ZM214 169V168H213ZM216 169V168H215ZM230 169V168H229ZM34 170H36V169H34ZM41 170V169H40ZM51 170V169H50ZM69 170V169H68ZM113 170H114V167H113ZM144 170L143 171H139V172H144ZM147 170V169H146ZM154 170H156V169H154ZM192 170V171H191ZM204 170V169H203ZM222 170V169H221ZM17 171V170H16ZM15 171V172H16ZM19 171V170H18ZM27 171V170H26ZM32 172L30 173L31 174V176H32V173H33V169L31 170ZM45 171H46V169H45ZM61 171V170H60ZM77 171V170H76ZM92 171V172H91ZM127 171V170H126ZM153 171V170H152ZM229 171V170H228ZM235 171V170H234ZM6 172H8V170L7 171H4V173H6ZM9 172H10V170H9ZM11 172L13 173V171L11 170ZM44 172V171H43ZM78 172V171H77ZM115 172V171H114ZM133 172V173H132ZM135 172V173H134ZM150 172L151 171H149V174H150ZM208 172V171H207ZM215 172V171H214ZM11 173V174H12ZM29 173V172H28ZM40 173V172H39ZM57 173V172H56ZM99 173V172H98ZM145 173L147 174L148 173V170L147 171H145ZM160 173V172H159ZM230 173V172H229ZM228 173V174H229ZM261 173V172H260ZM260 173H257V174H260ZM264 173V172H263ZM262 173V174H263ZM16 174H19V173H16ZM42 174V173H41ZM145 174V175H146ZM195 174V173H194ZM205 174V173H204ZM209 174V173H208ZM207 174V175H208ZM231 174V173H230ZM1 175V174H0ZM2 175H3V173H2ZM13 175V174H12ZM29 175V174H28ZM34 175V174H33ZM44 175H46V172L44 173ZM48 175V174H47ZM73 175V174H72ZM89 175V176H88ZM117 175V174H116ZM142 175V176H141ZM201 175V174H200ZM9 176V175H8ZM16 176V175H15ZM35 176V175H34ZM33 176V177H34ZM38 176V175H37ZM51 176V175H50ZM66 176V175H65ZM82 176V175H81ZM120 176V175H119ZM141 176V177H140ZM147 176V175H146ZM145 176V177H146ZM191 176V175H190ZM195 176V175H194ZM197 176V175H196ZM222 176V175H221ZM3 177H5V176H3ZM6 177H7V175H6ZM11 176H9V177H7V178H10ZM28 177V176H27ZM30 177V176H29ZM58 177V176H57ZM67 177V176H66ZM72 177V176H71ZM80 177V176H79ZM89 177V178H88ZM123 177H124V179H125V183H123V181H124V179H123ZM148 177V176H147ZM155 177V176H154ZM161 177V176H160ZM202 177V176H201ZM14 178V177H13ZM19 178V177H18ZM20 178H22V177H20ZM24 178V177H23ZM41 178H43V179H41ZM49 178V177H48ZM51 178V177H50ZM78 178V177H77ZM76 178V179H77ZM82 178H83V176H82ZM190 178H192V177H190ZM5 179V178H4ZM33 179V178H32ZM38 179H40V180H38ZM75 179V180H76ZM110 179V180H109ZM123 179V181H121ZM138 179H140V180H143L142 182L140 181V180H138ZM197 179V178H196ZM205 179V178H204ZM222 179V178H221ZM223 179H224V177H223ZM1 180V179H0ZM79 180V179H78ZM85 180H83L84 181V184H85ZM118 180H120L119 181V183H118ZM129 180V183H126V181H128ZM135 180H137V181H135ZM148 180H149V178H148ZM158 180V179H157ZM220 180V179H219ZM261 180V179H260ZM3 181V180H2ZM64 181V180H63ZM63 181H62V183H63ZM83 181H82V183H83ZM101 181H102V183H101ZM108 181H110V183H108ZM130 181H131V185L133 186L132 187V189H131V185H130ZM134 181H135V183H134ZM150 181V180H149ZM161 181V180H160ZM193 181H194V179H193ZM259 181V180H258ZM262 181H264V180H262ZM73 182H74V180H73ZM103 182L105 183L106 182V186H109L108 188L103 184ZM217 182V181H216ZM77 183H78V181H77ZM77 183H75V184H77ZM108 183V184H107ZM112 183V184H111ZM121 183H123L122 185H120ZM133 183H134V185H133ZM137 183V184H136ZM145 183H146V181H145ZM191 183H192V180H191ZM199 183V182H198ZM1 184V183H0ZM49 184V183H48ZM102 184H103V186H102ZM126 184V185H125ZM140 184V185H139ZM150 184V183H149ZM68 185V184H67ZM127 185H129V186H127ZM146 185V184H145ZM148 185V184H147ZM251 185V184H250ZM42 186H43V184H42ZM41 186V187H42ZM59 186V185H58ZM63 186V185H62ZM61 186V187H62ZM81 186L83 187V188H81ZM135 186H137V187H135ZM142 186V187H141ZM150 186V185H149ZM148 186V187H149ZM157 186V185H156ZM160 186V185H159ZM159 186H157V187H159ZM253 186H254V184H253ZM257 186V185H256ZM255 186V187H256ZM121 187V190L123 189V188H125V189H128V187L130 188V190L131 191H133V193H135L136 192V190L138 191V190H140L141 188V190H140V192H142L143 190V192L140 194L139 192H138V195L140 196V198H139V196H137V198L135 199V201L136 200H140V201H138L137 203H136V205L139 207V205H140V207L139 208H141V206H142V208H141V210L139 209V208H137V206L135 205V204H133L134 202H132V201H130V202H132L131 204H132V208L133 207H136V208H134V209H137V210H134L135 212H131V211H133V210H130L131 208V206H128L127 205V202H129V201H127V200H125L126 199V196H127V194H128V196H129V194L130 193H127L126 194V196H124V199H123V196L121 195V194H123V193H121V194H119L118 195V193H119V188ZM145 187V186H144ZM254 187V188H255ZM262 187H264V186H262ZM262 187L260 188V189H262ZM1 188V187H0ZM146 188V187H145ZM152 188H154V187H152ZM256 188H259L258 186L256 187ZM65 189H67L68 190V188H65L64 187V189H62V191H64ZM77 189V190H76ZM155 189V191L158 189H156V188H154ZM153 189V190H154ZM58 190V189H57ZM118 190V191H117ZM166 190V189H165ZM246 191H244V192H249V190H247V189H245ZM254 190V189H253ZM258 190V189H257ZM264 189H262V191H263ZM44 191V190H43ZM53 191V190H52ZM60 191V190H59ZM69 191V190H68ZM77 191V192H76ZM109 191H113L112 193L111 192H109ZM116 191H117V193H116ZM123 191H126V190H123ZM128 191V190H127ZM154 191V192H155ZM161 191H163L162 193H163V195H164V190L162 189V190H160V192ZM225 191V190H224ZM233 191V190H232ZM45 192V191H44ZM50 192V191H49ZM54 192V191H53ZM116 193L115 195L117 196H120L121 198H119L118 196L116 197L115 195H113V193ZM145 192V194H143ZM160 192H157V194H159L160 195ZM221 192V191H220ZM243 192V191H242ZM264 192V191H263ZM262 192V193H263ZM126 193V192H125ZM148 195H147V194ZM152 193V192H151ZM224 193V194H223ZM223 193H221V195H220V193L218 192V193H216L217 194V197L220 195L221 196V198L223 199L224 198V196H225V199L226 198H228V196L226 197V195H229V194H225V193H228L227 191L226 192H223ZM246 193V194H247ZM256 193H257V191H256ZM261 193V194H262ZM136 194H137V192H136ZM155 194H156V192H155ZM233 194V193H232ZM245 194V193H244ZM264 194V193H263ZM263 194H262V196H263ZM42 195V196H41ZM131 195V194H130ZM135 195V194H134ZM143 195H145V196H143ZM147 195V196H146ZM158 195V198H159V200L160 199H162L163 197V195L161 194L160 196ZM248 195V194H247ZM249 195H251L250 193H249ZM103 196L105 197V198H103ZM142 196H143V198H142ZM157 197V195H154V197ZM220 196H219V198H218V200L219 199H221L220 198ZM246 196V195H245ZM256 197L257 196H260V195H255ZM144 197H146V198H144ZM150 197H148V198H150ZM153 197V198H154ZM155 197V198H156ZM166 197H167V195H166ZM57 198V199H56ZM134 198H135V196H134ZM157 198V199H158ZM263 198V197H262ZM261 197H259V198H257L258 199V201H262L261 199H262ZM121 199V200H120ZM128 199V198H127ZM144 199V200H143ZM156 199V200H157ZM60 200H61V202H60ZM132 200V199H131ZM152 202H151V201ZM156 200H154V201H156ZM158 200V201H159ZM126 203H125V202ZM146 203H145V202ZM223 201H224V199H223ZM231 201V200H230ZM65 204H64V203ZM139 202H140V204H139ZM141 202H142V204H141ZM148 202H150V203H148ZM210 202V201H209ZM221 202V201H220ZM225 202V208H227L226 207V205L228 206V204H226V201H224ZM223 202V203H224ZM234 202V201H233ZM143 203H145V204H143ZM156 203H157V201H156ZM162 204L164 203L163 202V200H162V202H161ZM228 203H230V202H228ZM256 203V202H255ZM129 204V203H128ZM147 204V205H146ZM260 204V203H259ZM261 206H264V198H263V202H261ZM135 205V206H134ZM144 205V206H143ZM146 205V206H145ZM148 205H150V206H148ZM213 205V204H212ZM257 205H258V203H257ZM148 206V208H150L149 210H148V213H147V209H145V207H147ZM153 206H154V204H153ZM161 206V205H160ZM159 206V207H160ZM164 205H162V207H163ZM223 206H224V204H223ZM253 206V205H252ZM187 207V206H186ZM216 207V206H215ZM222 207V206H221ZM248 207H249V205H248ZM254 207H255V205H254ZM257 208H255V209H257L258 210V207H260L259 205L258 206H256ZM165 208V207H164ZM185 208V207H184ZM218 208V207H217ZM217 208L215 209V210H217ZM236 208V207H235ZM250 208H251V206H250ZM263 208V207H262ZM144 209V210H143ZM156 209H157V211H159L160 213H161V211H163V212H165V215H159L158 217H157V219L160 217V216H162V217H160V221L159 222H156L155 223V225L157 224V223H159L158 225H160V226H158V225H156V229H158V230H156V229H153L152 230V228H150V226L151 225H149V223H151V222H147V221H150L151 219H152V216L154 215L153 214V212H156ZM221 209V210H220ZM223 209H224V207H223ZM228 209V208H227ZM230 209V208H229ZM226 210V211H228V214H231V209L230 210ZM243 209V208H242ZM251 209H253L252 211H254V212H257L256 210H254V208H251ZM264 209V208H263ZM140 210V211H139ZM143 210V211H142ZM145 210H146V212H145ZM153 212H152V211ZM186 210V209H185ZM220 210V213L221 212H223V211H225V209L224 210H222V208H219L218 209V211ZM236 210V209H235ZM235 210H233V212L232 213H236L235 214V216L237 215V212L238 211H235ZM247 210V209H246ZM138 211V212H137ZM150 211H151V213L153 214H150ZM213 211V210H212ZM217 211V212H218ZM225 211V212H226ZM248 211H249V208H248ZM251 211V212H252ZM159 212H157V214L159 213ZM162 212V214H164ZM185 212V211H184ZM211 211H209V214H211L210 213ZM230 212V213H229ZM240 213H241V211H239ZM262 212H264V210H259V213H262ZM117 213L119 214L120 213V216L122 217L121 219H120V216H118L117 215ZM147 213V214H146ZM191 213V212H190ZM214 213V212H213ZM219 213V214H220ZM239 213V214H240ZM258 213V212H257ZM257 213H253V216L254 215H256ZM184 214V213H183ZM188 214V215H187ZM202 214V213H201ZM206 214V213H205ZM207 214H208V212H207ZM208 214V215H209ZM216 214H218V213H216ZM216 214H211L212 216H210V218H211V220L210 221H215L216 222V219L214 218V216L217 218V216H220V215H216ZM227 214V216L229 217L230 215H228ZM239 214H238V216L237 217H239L240 218V216H239ZM241 214H243V213H241ZM246 214V213H245ZM245 214H243L244 216V218H245ZM178 215V214H177ZM190 214H189V212L188 213H186V215H185V217L187 216V217H191L190 219H193V216H194V214H193V216H189ZM226 215V214H225ZM247 215V214H246ZM260 215V214H259ZM264 215V214H263ZM157 216V215H156ZM165 216V217H164ZM201 216V215H200ZM223 216V215H222ZM242 216V215H241ZM155 217V216H154ZM153 217V221H154V218ZM166 217H168V218H166ZM180 217V216H179ZM183 217V216H182ZM186 217V218H187ZM202 217H203V215H202ZM207 217V216H206ZM226 218V219H228V221L229 222H232V223H234V222H236V225L235 226H237L235 229L237 230V229H239V228H241V230H242V227H244V226H249V227H247L248 229H251V226H250V224L249 223H246V220H248V218H243V220H245V222H242V223H244L243 224V226L241 227V225L240 226H238L240 223H239V220H241V219H239V218H234V222H233V220H232V217H233V214H231V216L229 217V218H231V220L229 219V218ZM250 217V216H249ZM120 220H119V219ZM170 218V219H169ZM251 218V217H250ZM256 218V217H255ZM162 219V220H161ZM189 219V220H190ZM196 219H198L199 221H198V223L200 222V224H201V219H203V218H201L200 217V219L199 218H196ZM253 219V220H252ZM261 219V218H260ZM264 218L262 217V219L261 220H263ZM119 220V221H118ZM151 220V221H152ZM171 220V221H170ZM201 220V221H200ZM218 220V219H217ZM222 220V219H221ZM223 220H224V218H223ZM236 220H238V221H236ZM251 220L254 222V217L253 218H251L250 219V223H251ZM152 221V222H153ZM155 221H156V219H155ZM187 221V220H186ZM191 221V220H190ZM194 221V220H193ZM192 221V222H193ZM197 221V220H196ZM208 221V218L206 219L205 218V220L202 222L204 225H205V227H207V225L206 224H209L208 226L209 227H213V226H210V224H212V222H210L209 221V223L207 222ZM257 221V223H258V225L260 224V222H263V223H261V224H264V220L263 221H258V219L256 220ZM162 224H161V223ZM195 222V221H194ZM193 222V223H194ZM219 222V221H218ZM252 222V223H253ZM214 223V222H213ZM231 223V224H232ZM239 223V224H238ZM257 223H255L254 222V224H257ZM149 225V228L151 229V230H149V231H146V229H147V226ZM154 224V223H153ZM153 224H152V227H153ZM173 224V225H172ZM221 224V223H220ZM230 224V225H231ZM248 224V225H247ZM147 225V226H146ZM213 225V224H212ZM224 225V224H223ZM252 226H255V225H253V224H251ZM160 227V228H158V227ZM183 226V225H182ZM186 226H188V225H186ZM203 226V225H202ZM260 226V225H259ZM194 227V226H193ZM215 227V226H214ZM221 227V226H220ZM232 227H233V224H232ZM232 227H230V229H232V231H231V234L235 231L236 232V230H233L234 228H232ZM154 228V227H153ZM178 228V227H177ZM208 228V227H207ZM207 228H205V229H207ZM210 228V229H211ZM216 228V227H215ZM243 229V230H245V231H247L248 229ZM260 228H261V226H260ZM181 229V228H180ZM189 229H191V228H189ZM212 229H214V228H212ZM219 229V228H218ZM222 229V228H221ZM230 229L228 228V230L230 231ZM253 229V228H252ZM167 230V231H166ZM176 230V229H175ZM178 230V229H177ZM181 230H183V229H181ZM223 230V229H222ZM225 230V229H224ZM262 230V229H261ZM158 231V232H157ZM205 231V230H204ZM221 231V230H220ZM228 231V234L230 235V232ZM128 232V234H126ZM157 232V233H156ZM163 232V233H162ZM182 232V231H181ZM205 232H207V231H205ZM234 232V236L236 235V233ZM239 232V231H238ZM262 232V231H261ZM260 232V233H261ZM165 233V234H164ZM241 233V232H240ZM244 233V232H243ZM154 234H155V236H154ZM158 234V235H157ZM162 234H164L163 235V237H162ZM169 234H171V233H168V235ZM190 234V233H189ZM211 234V233H210ZM224 234V233H223ZM237 234H239V233H237ZM264 234V233H263ZM160 235V236H159ZM225 235H227L226 233H225ZM159 236V237H158ZM188 236V235H187ZM186 236V237H187ZM234 236H233V240L235 241L236 239L234 238ZM243 236V235H242ZM154 237V238H153ZM185 237V236H184ZM226 237V236H225ZM229 237H231V236H229ZM262 237H264V235L263 236H261V239L259 238V240L258 241H255L252 245L250 244V246H248L247 244H245V246L247 245V247H248V249L246 250V252L248 253V254H251V255H253V256H251V258H252V260H255V262L254 263H252V264H264V238H262ZM157 238V239H156ZM162 238V239H161ZM174 238V237H173ZM209 238H210V236H209ZM221 238V237H220ZM227 238V237H226ZM18 239H20L19 241H23V244H24V248H22V249H24V250H22L23 252H20V250H18L17 249V243L19 242L18 241ZM155 239H156V241H155ZM225 239V238H224ZM231 240L230 241H233L232 240V238H230ZM157 240H159L158 242H157ZM161 240V241H160ZM206 240V239H205ZM217 240V239H216ZM238 240H241V239H239L238 238ZM243 240V239H242ZM18 241V242H17ZM155 241V242H154ZM164 241V240H163ZM170 241H171V239H170ZM174 241V240H173ZM224 241H227V243H228V246H230V245H232L233 246V244H231L230 242H229V240L228 239H225ZM247 241V240H246ZM156 242L157 243H159V244H156ZM189 242H190V240H189ZM218 242H220V241H218ZM223 242V241H222ZM167 243H168V241H167ZM177 243V242H176ZM226 243V242H225ZM225 243L223 242V244L224 245H221L222 246V250L219 248V247H217L216 249V252L220 249L221 250V254H219L220 252L218 251L217 253L220 255V257H218V256H216L215 258L214 257H212L210 260H209V264H233V263H231V261L230 260H228V258H227V256H229L228 254H230L231 256H229V258L231 257L232 258V256H235L236 257V253H237V251L238 250H241V249H239V248H241V247H238L239 245H238V243H237V247H236V245H235V250L236 249H238L236 252H235V255H232L231 253H229V251H231V250H233V249H230L229 247H227V245H225ZM236 243V242H235ZM242 243V245L244 244V243H246L245 241L244 242H241ZM20 244L18 243V248L19 247H22V246H20ZM157 246H156V245ZM163 244V243H162ZM171 244H173V243H171ZM185 245H183V248H185L184 250H188V248H189V246H187V243L185 242L184 243ZM219 244H222V243H219ZM154 245H155V249H154ZM174 245H176V244H173V246ZM190 245V244H189ZM206 245V244H205ZM216 245V244H215ZM165 246H166V244H165ZM178 246V245H177ZM217 246H219V245H217ZM241 246V245H240ZM171 247H172V245H171ZM170 247V248H171ZM176 247V246H175ZM187 247V248H186ZM192 247V246H191ZM214 247V246H213ZM244 247V246H243ZM166 248V247H165ZM229 248V249H228ZM233 248V247H232ZM245 248V247H244ZM244 248H242V249H244ZM19 249H21V248H19ZM152 249H154V250H152ZM164 249V248H163ZM175 249H177V247L175 248ZM174 249V250H175ZM182 249V248H181ZM180 249V250H181ZM207 249V248H206ZM246 249V248H245ZM145 250V251H144ZM158 250H160V249H158ZM171 250V249H170ZM186 250V251H187ZM229 250V251H228ZM151 251V252H150ZM162 251H167L166 249L165 250H162ZM172 251V250H171ZM208 251V250H207ZM144 252V253H143ZM177 252H178V250H177ZM193 252V251H192ZM195 252V251H194ZM232 253H233V251H231ZM241 252V251H240ZM243 252V251H242ZM245 252V250H244V253H246ZM160 253V251L158 252V254ZM166 253V252H165ZM169 253V252H168ZM174 253V252H173ZM144 254V255H143ZM158 254H156V255H158ZM160 254H162L163 255V253H160ZM207 254V253H206ZM213 254V253H212ZM239 255H240V253H238ZM237 254V255H238ZM247 254V255H248ZM143 255V257H141ZM153 255V254H152ZM155 255V254H154ZM165 255V254H164ZM183 255V254H182ZM186 254H185V252H184V256H185ZM193 255V254H192ZM243 255V254H242ZM242 255L240 256L241 258H242ZM246 255V256H247ZM256 255H260L261 256V258H259V257H257ZM148 256V255H147ZM184 256H182V257H184ZM187 257H188V253H187V255H186ZM185 256V257H186ZM199 256V255H198ZM214 256V255H213ZM163 257V256H162ZM164 257H167V256H164ZM162 258V259H156V258H154V260L152 259L153 258V256H152V258L150 257V260H148V261H144V264H146L145 262H147V263H150V262H153V264H170V259H167V258ZM184 257V258H185ZM192 257V256H191ZM208 257V256H207ZM211 257V256H210ZM234 257V258H235ZM244 257H245V255H244ZM253 257H255V258H253ZM145 258V257H144ZM241 258H237L236 257V259H237V261L240 259V260H242ZM251 258H249L248 260H250L249 262H251ZM258 260H261V261H259V262H256L257 261V259ZM142 259V260H141ZM156 259V260H155ZM187 259V258H186ZM189 259V258H188ZM205 259V258H204ZM233 259V258H232ZM231 259V260H232ZM235 259V260H236ZM59 260V261H58ZM152 260V261H151ZM180 260V259H179ZM184 261H185V259H183ZM206 260V259H205ZM248 260L247 261H245L246 263L248 262ZM169 261V262H168ZM183 261V262H184ZM206 261H208V260H206ZM244 261V260H243ZM182 262V261H181ZM192 262H194V261H192ZM232 262H233V260H232ZM235 262V261H234ZM247 263V264H250V263ZM253 262V261H252ZM178 263H179V261H178ZM206 263H208V262H204V264H206ZM237 263V262H236ZM152 264V263H151ZM191 264V263H190ZM238 264H244V263H240V262H238Z\"/></svg>",
	"mask_w": 264,
	"mask_h": 264
}]
</instances>
